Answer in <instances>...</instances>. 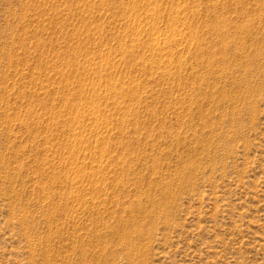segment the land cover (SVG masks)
Listing matches in <instances>:
<instances>
[{
  "label": "rangeland",
  "instance_id": "obj_1",
  "mask_svg": "<svg viewBox=\"0 0 264 264\" xmlns=\"http://www.w3.org/2000/svg\"><path fill=\"white\" fill-rule=\"evenodd\" d=\"M0 264H264V0H0Z\"/></svg>",
  "mask_w": 264,
  "mask_h": 264
}]
</instances>
